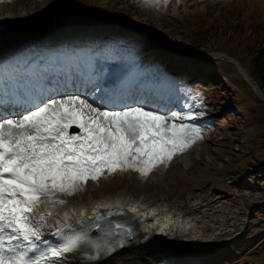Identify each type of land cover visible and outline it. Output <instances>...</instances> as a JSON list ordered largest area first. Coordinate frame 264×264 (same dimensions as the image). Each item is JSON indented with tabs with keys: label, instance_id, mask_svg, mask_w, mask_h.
<instances>
[{
	"label": "rangeland",
	"instance_id": "rangeland-1",
	"mask_svg": "<svg viewBox=\"0 0 264 264\" xmlns=\"http://www.w3.org/2000/svg\"><path fill=\"white\" fill-rule=\"evenodd\" d=\"M47 1L50 12H70V18L61 20H73V15L74 21H102L112 27L110 32L125 37L127 41L105 39L107 46L120 48L118 71L140 74L141 79L154 75L171 99L155 110L169 118L174 112H191L195 120L177 122L202 129L200 139L147 175L105 171L72 195L44 198L47 211L69 208L72 202L93 205L104 198L171 206L188 221L199 215L197 223L205 221L201 236L213 244L195 253L159 250L149 259L153 264H264V110L259 108L264 100L235 64L210 56L228 53L255 79L252 57L264 45V0ZM41 5L42 0H0V12L13 7L18 11L15 25L44 29L50 24L41 20ZM119 26L131 31L124 33ZM175 73L190 77L176 80Z\"/></svg>",
	"mask_w": 264,
	"mask_h": 264
},
{
	"label": "snow or ice",
	"instance_id": "snow-or-ice-1",
	"mask_svg": "<svg viewBox=\"0 0 264 264\" xmlns=\"http://www.w3.org/2000/svg\"><path fill=\"white\" fill-rule=\"evenodd\" d=\"M195 119L191 112L169 118L145 107L102 110L78 95L0 119V264H64L86 238L55 233L63 243L52 244L27 214L44 198L72 195L105 171L147 175L201 138L200 127L177 122ZM73 126L82 134L70 135Z\"/></svg>",
	"mask_w": 264,
	"mask_h": 264
},
{
	"label": "bare ground",
	"instance_id": "bare-ground-1",
	"mask_svg": "<svg viewBox=\"0 0 264 264\" xmlns=\"http://www.w3.org/2000/svg\"><path fill=\"white\" fill-rule=\"evenodd\" d=\"M41 7L43 9L41 20L46 21L51 25L49 30H45V28L37 29L36 27H30V24H23V22L20 21L19 25H15L13 19L16 17L18 18V15L15 14L18 11L14 10L13 7L8 8L6 14L0 12V18H3L0 20V25L4 26V28H0V72L2 71V62L7 61L12 57L13 60L15 58L18 59V56H21L22 54L21 49L25 50L24 54H27L31 44L37 42L39 38L44 39L42 41L43 43L40 44L41 47H43L47 43H50L51 45L58 38H61L62 40L74 38L75 40L80 39L78 34H83L87 31L92 32V36H94L96 33L104 34L111 33L110 31H113L112 27L107 23L105 25L110 27H106L104 25L103 27L99 26L98 24L100 22L104 24L102 21L76 23L70 20H61V18L65 15L68 17V13L70 12L67 10H59L56 13L50 12L51 9L47 0H42ZM21 12L22 11H20V13ZM71 16L74 20L73 15ZM119 27L121 30H124V33L131 31L127 29L125 30L121 26ZM75 40L72 42L71 46L74 45ZM210 56L213 58L225 59L235 64L238 72L243 76L244 80L249 82L259 98L263 99L259 91V87L254 81L255 79L250 75V72H248V70L243 67L238 59L234 58L233 56L232 58L228 53L222 51L211 52ZM36 59L38 60L37 56ZM81 63H83V61H81ZM8 71H11V65L9 66L8 70H6L7 73ZM95 76L98 77V74ZM106 77L111 78L110 81L112 84H116L115 90L118 91V93H116L114 96H120L122 94L126 97L132 96L131 90H126L125 87L120 84V75L109 72L107 73ZM91 80L92 78L90 77L88 82H91ZM141 93L144 95L146 94L144 90ZM109 98H112V96ZM69 134H82V129L73 126L69 129ZM132 200L133 199L124 201L118 198H104L93 205L86 203L75 204L72 202L73 204L71 207L65 210H63V207V211L61 212H49L47 211V207H45L47 203H41L35 208L33 212L27 215L33 218L34 222H38L39 225L45 227L44 229H52L60 223H64L68 220L73 221L75 218H80V216L84 214L92 217L98 210L110 207L114 209L127 210L128 212L134 214L135 218H137L140 233L137 235L138 239L135 242H132L129 246L119 249L110 255L93 262L84 259L78 253L70 255L67 254L64 256V264H137L140 262L145 264H153L149 261V259H152L155 253L159 250L167 249V251L171 250L174 252V249L176 248L177 250H186L187 252L195 253L198 251V249H201V251L211 249L210 246L213 244V242H210L206 240L204 236H201V233L203 232H201L200 229H203L202 226H204L205 221L200 219L201 224H198L196 218H198L199 215L194 217V221H192L193 218L188 221L187 218H184L186 216L185 214L181 215L182 212H179L177 215L171 210V206H169L170 209H167L162 205L157 203L153 204L151 202H148L149 205L146 203H141L140 205L139 201ZM149 207L152 208V210ZM161 213L167 214L165 217H160ZM181 217H183L181 219L182 222H185L186 220L185 224L180 221ZM213 222L218 223V218L213 217ZM42 234H44V232ZM151 244H155L157 246L155 248H149V245Z\"/></svg>",
	"mask_w": 264,
	"mask_h": 264
},
{
	"label": "trees",
	"instance_id": "trees-1",
	"mask_svg": "<svg viewBox=\"0 0 264 264\" xmlns=\"http://www.w3.org/2000/svg\"><path fill=\"white\" fill-rule=\"evenodd\" d=\"M252 63L256 71L255 80L259 83L262 91L264 92V45L256 49L252 57ZM260 110H264V104L260 105Z\"/></svg>",
	"mask_w": 264,
	"mask_h": 264
},
{
	"label": "water",
	"instance_id": "water-1",
	"mask_svg": "<svg viewBox=\"0 0 264 264\" xmlns=\"http://www.w3.org/2000/svg\"><path fill=\"white\" fill-rule=\"evenodd\" d=\"M231 57H232V56H231ZM232 58H233V57H232ZM254 81H255V83L258 85V87H259V91H260V93H261V95H262V97H263V100H264V93H263V91H262V89H261L259 83H258L256 80H254Z\"/></svg>",
	"mask_w": 264,
	"mask_h": 264
}]
</instances>
